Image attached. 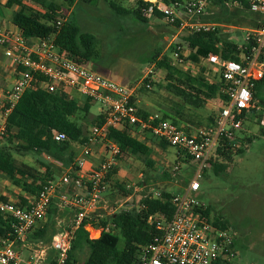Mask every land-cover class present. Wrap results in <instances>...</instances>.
<instances>
[{
    "label": "built area",
    "instance_id": "2783aa9c",
    "mask_svg": "<svg viewBox=\"0 0 264 264\" xmlns=\"http://www.w3.org/2000/svg\"><path fill=\"white\" fill-rule=\"evenodd\" d=\"M144 1L150 3L144 11L146 16H151L155 5H158L164 19L172 24L180 20V27L190 28L191 33L218 29L215 23H189L186 20L187 17H202L209 0L190 1L186 6L178 2L168 6L162 0ZM246 2L250 12L264 16V0ZM65 22L64 17L57 20L58 26ZM244 33L239 61L224 59L216 53H210L205 61L220 74L222 93L227 99L225 105L219 108L209 126L188 127L159 115L139 116L133 88L114 82L89 64L69 57L52 40L26 38L18 29L0 27V48L18 73L11 88L0 90V139L7 133L9 116L29 89L76 93L107 108L106 119L102 125L93 127L81 158L61 178L45 185L38 196L29 198L27 206H18L16 202L3 200L0 196V212L9 216L12 222L11 232L0 234V264H23L16 245L28 243L37 225L48 217L56 198L61 208L74 212V219L67 228L54 235L52 249L55 256L50 264H68L76 231L85 219L92 218L104 208L106 179L121 153L120 147L107 138L109 130L125 125L139 130L144 139L151 137L176 148L195 163L189 187L183 193L173 194V215L149 218L159 234L142 247L136 264H230L236 256V232L232 227L217 226L205 214L208 206L197 199L196 193L201 189L205 171L212 166V160L218 158L217 153L223 144L230 141V146L242 147L238 132L243 129L244 119L261 107L255 98V90L257 84L264 80V26L245 29ZM176 55L183 63L181 48ZM148 72L151 79L154 71L150 69ZM151 81L147 84L148 89L152 88ZM66 139L63 133L55 136L57 142ZM98 139H102L108 149L106 157L97 167L86 170L87 160L93 156L92 146ZM174 171H179V167H174ZM153 196L160 198L162 193L156 192ZM46 253L44 247L36 249L27 264H43Z\"/></svg>",
    "mask_w": 264,
    "mask_h": 264
},
{
    "label": "rangeland",
    "instance_id": "374dc122",
    "mask_svg": "<svg viewBox=\"0 0 264 264\" xmlns=\"http://www.w3.org/2000/svg\"><path fill=\"white\" fill-rule=\"evenodd\" d=\"M7 1L0 0V27L13 30L9 19L19 6L9 9L6 6ZM25 1L35 10L44 12L30 0ZM54 1L60 5L61 14L66 21H74L82 32L95 36L98 57L90 62L89 66L110 80L133 88L138 109L151 115L168 114L188 127L206 126L210 118L215 117L222 106L219 99H207L201 108L186 105L183 99L168 89V71L158 68V63L167 58L170 65L179 70L197 76L203 75L211 82L219 81L220 74L215 67L206 62L199 65L190 60L191 53L183 45L184 38L191 34L190 28L177 27L166 19L158 18L143 23L133 15L118 14L108 0H98L96 5L78 0L74 6H69L64 0ZM115 1L125 8H134L138 2ZM186 20L189 23H215L218 25L217 38L220 41L232 40L240 46L244 44V30L254 28L249 24H240L242 22L235 8L223 9L209 4L202 17H187ZM260 20L264 21V16ZM179 48L182 49L183 63L179 62L176 55ZM150 69L154 71L151 76L152 88L144 91L142 87L149 78ZM17 74L14 65H4L0 62V90L11 88ZM73 95L79 100L81 109L86 106V98L76 93ZM259 104V110L244 119L243 129L238 132L244 147L243 152L233 153L230 160L219 158L223 168L219 173H216L212 166L207 169L201 179V189L196 193L197 199L208 206L212 220L221 218L236 232V256L230 264H264V85ZM106 111V105L92 103L88 118L83 122L86 135L89 136L94 127L91 121L101 113L106 114ZM4 139L3 137L0 141L4 142ZM148 143L151 147L149 157L123 154L119 159H115L113 168L117 173L113 175V181L107 183L103 194L106 208L98 214L99 218L138 208L140 200L148 194L155 195L162 190L180 194L189 187L195 163L184 155L179 159L178 150L172 146L164 149L156 141L149 140ZM103 146L104 152L99 154ZM73 149L76 159L82 155L83 146L73 144ZM92 149L95 155H99V161L105 158L108 151L102 139H98ZM14 155L19 161L37 168H41V161L51 163L57 180L66 171L64 163L45 156L35 153ZM176 166L179 167L177 172L174 171ZM165 172H169V179L165 178ZM120 187L128 190L130 194L124 196ZM19 190L9 180L0 179V192L4 191L16 198ZM88 228L93 239L100 238L101 229ZM51 239L52 232L49 231L46 241L50 243ZM124 246L125 241L121 238L120 248L123 249ZM86 258L87 254L83 255L79 264H84Z\"/></svg>",
    "mask_w": 264,
    "mask_h": 264
},
{
    "label": "trees",
    "instance_id": "16d2710c",
    "mask_svg": "<svg viewBox=\"0 0 264 264\" xmlns=\"http://www.w3.org/2000/svg\"><path fill=\"white\" fill-rule=\"evenodd\" d=\"M69 6H74L78 0H64ZM86 4L96 5L98 0H81ZM112 8L120 15H133L143 23H149L152 18L164 19V14L154 7L151 16L144 15L150 3L138 0L136 7L125 8L115 0H108ZM165 5L180 3L186 6L187 2L197 0H162ZM32 4L44 10L41 12L29 6L25 0H8L6 6L12 9L19 6L12 14V24L26 38L39 37L54 41L56 46L68 53L69 57L78 62L89 64L98 57L96 48V38L92 34L82 32L81 28L74 21H66L62 26H58L57 20L63 17L62 10L54 0H30ZM238 3L239 5H235ZM209 5L218 6L223 9L233 7L236 9L241 19L240 24H249L254 28L264 26L261 15L250 12L246 0H209ZM39 9V8H38ZM61 15V16H60ZM180 20L174 25L180 27ZM219 29L212 32H193L184 38L185 47L190 51V60L196 64H203L210 53L220 54L224 59L239 61L242 50L240 45L232 40L220 41L217 38ZM178 45V46H183ZM158 68L168 71V89L176 96L183 99L186 105L201 108L207 99H219L223 107L227 101L222 93V83L220 81L211 82L203 75H194L191 72L179 70L170 65L167 58L158 63ZM150 77L144 82L142 89L148 91ZM153 84V81H151ZM264 80L257 84L255 98L260 99ZM75 95L68 92L51 93L42 88L27 90L19 103L14 108L8 118V129L4 136V142L0 141V179L9 180L13 186L19 188L22 196L16 204L21 207L27 206L28 199L39 195L41 190L49 182L56 179L51 163L41 161V168H37L25 162L19 161L14 153L25 155L35 153L45 156L53 161L64 163V167H73L76 164V153L73 144L85 146L88 142V135L85 134L83 122L88 118L93 101H87L86 106L80 107L79 100ZM138 115L148 117L146 111L139 109ZM107 114L101 113L96 119L91 121L93 126L103 124ZM163 119H170L176 124H181L179 119L171 118L168 114L161 116ZM81 121V123H79ZM213 123V118L206 126ZM199 127H203L199 125ZM63 133L67 139L57 142L55 136ZM109 140L115 142L121 150L119 159L123 154L149 157L151 147L149 140L156 141L164 149L169 146L164 142H159L154 138L144 139L142 133L133 127L125 125L120 129H110ZM230 141L223 144L218 151L217 159L212 160V169L219 173L223 166L219 158L230 160L233 153L243 152L241 148L230 146ZM179 159L182 152H178ZM187 159V158H186ZM188 160H186L187 162ZM150 165L152 163L150 162ZM117 172L112 169L106 182L113 181V175ZM169 179V172L164 173ZM120 190L129 195V191L123 187ZM162 196L155 198L152 194L140 200L138 208L122 210L110 216L99 218L97 213L92 218L85 219L76 231V237L68 264H79L81 257L87 254L84 264H136L141 255L142 247L151 243L159 234L155 225L149 222L151 216H161L169 218L174 213L172 203L173 194L167 190L161 191ZM3 200H7L3 198ZM205 214L211 218L209 208ZM58 215V208L52 207L49 210V222L37 228L34 239L46 241L49 231L52 236L58 231L55 217ZM213 222L221 227L227 228L231 225L221 218H214ZM11 220L0 212V234L7 235L11 232ZM101 229V236L98 239L91 238V233L87 227ZM121 238L125 241L123 249L120 248Z\"/></svg>",
    "mask_w": 264,
    "mask_h": 264
},
{
    "label": "crops",
    "instance_id": "0c3cea01",
    "mask_svg": "<svg viewBox=\"0 0 264 264\" xmlns=\"http://www.w3.org/2000/svg\"><path fill=\"white\" fill-rule=\"evenodd\" d=\"M15 10H18V9H15ZM13 14V13H12ZM9 23L12 25L11 26V29L13 30H16L17 28L12 24V16H11V19H9ZM5 24V23H4ZM0 62L4 65H7V64H12L11 61L7 60L5 57H4V54L3 52L0 53ZM13 65V64H12ZM105 144V143H104ZM98 144H96L97 146ZM95 146V145H94ZM102 152H104V146L100 149L99 151V154H101ZM106 157V155H105ZM81 156H79L77 159H76V162L78 159H80ZM101 161H99V155H95L93 153V156L90 157L88 160H87V166H86V170H89L91 169L92 167L95 168L98 166V164L100 163ZM71 167H68L66 168V171H68ZM65 171V172H66ZM64 172V173H65ZM63 173V174H64ZM7 184V183H5ZM7 186V185H6ZM17 194L18 196L16 198H13L11 195L9 194H6V192L2 191L0 192V196L2 198H9L10 201L11 200H14L17 202H19L20 198L22 196H24V194L22 192L17 191ZM52 207H57L58 208V215L55 217V220L57 222V228H58V231L54 234L56 235L58 232L64 230L65 228H67L72 220L74 219V212H72L71 210H68V209H63L59 206V200L56 198L54 199L53 201V204H52ZM51 207V208H52ZM104 208H106V205H105V201H104ZM101 212V211H100ZM49 221V218L47 217L45 220L41 221L35 231L32 233V235L29 237V240H28V243L24 246L22 245L21 243H17L16 245V249L17 251L21 254V257H22V260L24 261L23 264H27V261L28 259L32 256V254L34 253V251L36 249H40L41 247H44L46 248L47 250V253H46V260L43 264H50L52 263L53 259H54V256H55V251L52 249V241H53V237L54 235L52 236V239L50 241V243L48 242H45V241H42V240H35L34 239V235H35V232L37 230V228H40L42 227L43 225H45L47 222Z\"/></svg>",
    "mask_w": 264,
    "mask_h": 264
},
{
    "label": "water",
    "instance_id": "95a60500",
    "mask_svg": "<svg viewBox=\"0 0 264 264\" xmlns=\"http://www.w3.org/2000/svg\"><path fill=\"white\" fill-rule=\"evenodd\" d=\"M87 230L89 231V228H87Z\"/></svg>",
    "mask_w": 264,
    "mask_h": 264
}]
</instances>
